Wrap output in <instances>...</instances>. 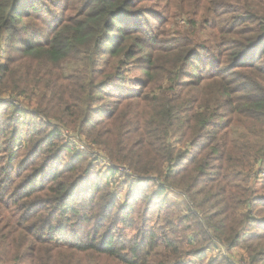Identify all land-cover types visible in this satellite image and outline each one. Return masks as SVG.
Instances as JSON below:
<instances>
[{"label":"trees","instance_id":"16d2710c","mask_svg":"<svg viewBox=\"0 0 264 264\" xmlns=\"http://www.w3.org/2000/svg\"><path fill=\"white\" fill-rule=\"evenodd\" d=\"M47 1L0 0V264H188L205 246L124 231L171 194L196 243L264 264V186L232 188L264 177V0ZM68 128L125 170L123 198Z\"/></svg>","mask_w":264,"mask_h":264},{"label":"rangeland","instance_id":"374dc122","mask_svg":"<svg viewBox=\"0 0 264 264\" xmlns=\"http://www.w3.org/2000/svg\"><path fill=\"white\" fill-rule=\"evenodd\" d=\"M53 1V0H52ZM58 1V0H56ZM169 3V6L173 8H176L177 6H180L182 4L183 7L189 6L191 3L188 0H146L144 1L143 7L149 12H163L166 3ZM43 2L48 4L47 0H43ZM39 4V1H38ZM57 10V9H56ZM169 13H172L169 12ZM149 16V15H148ZM183 22V21H181ZM178 28H181V26H178ZM202 57H206L205 52L200 53ZM139 70L134 68L132 70V73L135 74ZM1 101V100H0ZM26 104V101L24 102ZM16 117L23 118L19 114L15 115ZM70 134H64L65 142H69V144L73 146H77L78 143L74 142L71 138V135H73L75 138H78L80 140L82 145H85L87 150L89 151L91 158L90 160H87V162L92 161L95 159L93 170L94 174L92 177L94 179H97L98 181L106 182L108 179L113 178L111 175L109 169H111V164L109 159L105 156V154L97 149L96 146H89L88 141L80 134L75 135L70 128H68ZM77 136V137H76ZM79 141V143H80ZM65 156L71 157L67 152H65ZM85 162V163H87ZM121 171L116 170V174L113 178V181L115 184H117L118 191L122 192V198L124 196V193L127 191V187H123V183L127 179L125 174V170L123 168L120 169ZM263 170V169H261ZM215 171V170H214ZM212 171V172H214ZM124 173V174H123ZM264 177L263 174L259 173V171L254 172H248L246 174H240L236 173L233 178L232 182V188L235 190V192H238L240 188L245 187L246 189H249L251 187H256L261 191V187L264 185ZM221 185L228 186L229 183L225 179ZM157 188V185L154 183H151L149 192L152 190H155ZM237 189V190H236ZM256 189V190H257ZM251 190V189H250ZM172 202V205H166V206H156L153 204L146 205L144 202L139 203L136 211L131 215L132 221L135 222V225L130 228H125L124 231L127 234L128 237L135 236L137 234V231L134 229L135 227L145 226V228L150 231H156L158 234H161V232H168L172 236V238H179L183 240L184 242V250L185 252H191L194 250H199L202 246L204 247V251H201L198 255H190L184 257V261L188 264H220V262H223L224 256H228L232 261H235L237 264H249L248 255L244 249H234V250H226L218 249V252H216L215 244H206L205 243H196L195 238V232L193 231L195 225L194 217H192L191 213L188 211L187 208H189L188 201L186 197L180 196V195H170ZM200 198V197H199ZM212 203L216 202L217 198H212ZM120 228H124L123 225H120ZM255 228L258 229V225H255ZM173 232H176V235H172ZM231 257H230V256ZM20 264H27L20 263Z\"/></svg>","mask_w":264,"mask_h":264},{"label":"built area","instance_id":"2783aa9c","mask_svg":"<svg viewBox=\"0 0 264 264\" xmlns=\"http://www.w3.org/2000/svg\"><path fill=\"white\" fill-rule=\"evenodd\" d=\"M63 132H64L65 135H66V134H70V132H69L68 129H64ZM75 135H77V134H75ZM76 137H77V136H76ZM71 138H72V140H73L74 142L78 143V144H77V147H78V148H80V149H85V148H86L85 145H82V144H81V143H83V142H81L80 140H78V138H75L73 135H71ZM79 141H80V143H79Z\"/></svg>","mask_w":264,"mask_h":264}]
</instances>
